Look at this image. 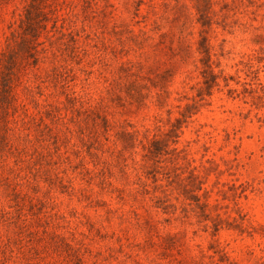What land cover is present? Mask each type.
Masks as SVG:
<instances>
[{
    "label": "rangeland",
    "instance_id": "374dc122",
    "mask_svg": "<svg viewBox=\"0 0 264 264\" xmlns=\"http://www.w3.org/2000/svg\"><path fill=\"white\" fill-rule=\"evenodd\" d=\"M0 264H264V0H0Z\"/></svg>",
    "mask_w": 264,
    "mask_h": 264
}]
</instances>
